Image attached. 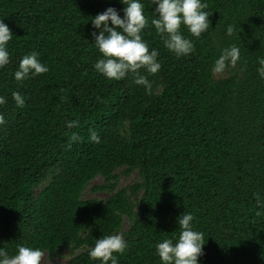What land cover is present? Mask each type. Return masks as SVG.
I'll list each match as a JSON object with an SVG mask.
<instances>
[{"label": "trees", "instance_id": "16d2710c", "mask_svg": "<svg viewBox=\"0 0 264 264\" xmlns=\"http://www.w3.org/2000/svg\"><path fill=\"white\" fill-rule=\"evenodd\" d=\"M142 2L149 23L141 36L161 65L155 74L139 70L150 88L133 73L117 81L93 68L101 54L91 19L109 6L122 16L119 0H0L13 34L0 67V247L53 255L71 246L81 251L66 264H99L90 248L126 218L118 264H161L155 245L174 240L176 218L190 212L205 241L198 264H264V0H202L209 28L194 38L181 25L193 42L181 57L151 25V0ZM230 45L239 59L215 78L213 62ZM33 52L49 70L15 80L19 60ZM71 120L78 126L67 128ZM122 168L139 181L116 188ZM97 176L105 184L94 189L111 194L83 199Z\"/></svg>", "mask_w": 264, "mask_h": 264}, {"label": "clouds", "instance_id": "9594fccd", "mask_svg": "<svg viewBox=\"0 0 264 264\" xmlns=\"http://www.w3.org/2000/svg\"><path fill=\"white\" fill-rule=\"evenodd\" d=\"M124 5L121 16L117 9L109 6L91 19L92 41L95 48L101 54L93 65V68L108 79L120 80L129 73L137 77L135 82L150 88L147 78L139 74L140 69L155 74L161 65L157 60L159 55L155 48L149 50V46L142 39L141 33L149 23V19L143 14L145 4L142 0H119ZM154 5L150 23L155 32L161 37L163 45L175 56H187L193 51V42L181 32L183 25L194 38L209 28L210 16L207 7L202 0H151ZM109 22L111 26H109ZM98 30V31H96ZM233 27L227 26L226 34L231 35ZM13 34L2 20H0V67L9 63L8 42ZM239 59V48L230 45L221 49L219 56L214 60L211 72L222 75L230 66H234ZM257 74L264 79V58L258 60ZM46 64L37 59L35 52L25 54L19 60L13 78L22 81L31 76L43 74L48 71ZM12 99L16 106L22 107L24 98L19 92L12 93ZM5 103V97L0 96V104ZM4 122L0 114V123ZM67 128L78 126L77 120L67 121ZM71 139L76 141L74 134ZM90 139L99 142L95 131L90 134ZM257 204L261 201L257 199ZM259 214V213H257ZM192 213L180 214L176 218L180 231L175 239L165 238L155 245V253L161 264H198V256L202 253V245L205 243L204 235L193 228ZM127 243L123 235L112 234L96 239L95 244L89 250V257L98 260L99 264H118V258L114 253H123ZM43 252L39 248H31L18 245L13 255L0 247V264H41Z\"/></svg>", "mask_w": 264, "mask_h": 264}, {"label": "rangeland", "instance_id": "374dc122", "mask_svg": "<svg viewBox=\"0 0 264 264\" xmlns=\"http://www.w3.org/2000/svg\"><path fill=\"white\" fill-rule=\"evenodd\" d=\"M228 73L224 72L222 75H215V78L227 77ZM116 175V188H127L133 183L139 181V175L137 171L131 173H126L125 168L118 169L115 172ZM105 180L101 176L95 177L90 183L86 186L84 192L82 193L83 199H97L100 201L106 200L111 192L106 190H95L96 186H103ZM128 228V221L125 218L122 223V228L118 231V234H121ZM115 233V234H117ZM81 250H75L70 247H65L57 250L53 255H49L48 252L44 251L41 259V264H66L69 259L78 254Z\"/></svg>", "mask_w": 264, "mask_h": 264}]
</instances>
